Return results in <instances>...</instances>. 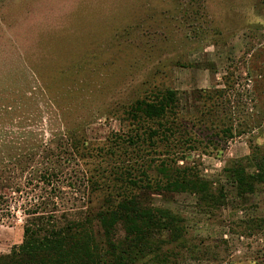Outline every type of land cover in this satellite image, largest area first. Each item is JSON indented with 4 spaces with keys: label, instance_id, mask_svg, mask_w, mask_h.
Wrapping results in <instances>:
<instances>
[{
    "label": "rangeland",
    "instance_id": "rangeland-1",
    "mask_svg": "<svg viewBox=\"0 0 264 264\" xmlns=\"http://www.w3.org/2000/svg\"><path fill=\"white\" fill-rule=\"evenodd\" d=\"M164 90L187 115L208 92L234 136L147 169L141 195L180 219V236L144 260L264 264V0H0V150L81 134L108 146L128 129L125 110ZM240 167L247 186L232 182ZM174 170L197 173L211 194L156 190ZM22 224L0 220V255L21 243Z\"/></svg>",
    "mask_w": 264,
    "mask_h": 264
},
{
    "label": "trees",
    "instance_id": "trees-1",
    "mask_svg": "<svg viewBox=\"0 0 264 264\" xmlns=\"http://www.w3.org/2000/svg\"><path fill=\"white\" fill-rule=\"evenodd\" d=\"M207 93L196 115L173 90L137 99L123 115L127 131L105 147L90 146L83 134L28 139L19 154L2 147L0 220L19 214L23 237L0 264H148L159 238L180 236V219L142 197L151 188L147 169L174 165L187 150H220L234 136L231 117ZM233 171V184H249L244 169ZM154 188L211 194V184L189 170H174Z\"/></svg>",
    "mask_w": 264,
    "mask_h": 264
}]
</instances>
